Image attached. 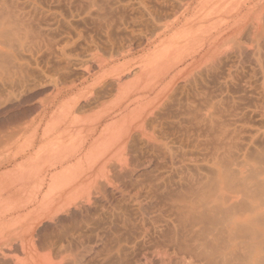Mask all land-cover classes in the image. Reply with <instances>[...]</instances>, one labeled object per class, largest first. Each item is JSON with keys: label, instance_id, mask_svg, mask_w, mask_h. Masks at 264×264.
<instances>
[{"label": "bare ground", "instance_id": "bare-ground-1", "mask_svg": "<svg viewBox=\"0 0 264 264\" xmlns=\"http://www.w3.org/2000/svg\"><path fill=\"white\" fill-rule=\"evenodd\" d=\"M14 1L16 2L13 3L15 7L12 5L13 1L9 3L7 0H0V264H264V123L262 122L263 125L260 126L257 125L258 127L251 125L252 132L248 129L251 133L248 136L246 135L247 138L236 140V143L241 142L238 145L235 144V146L237 145L235 158L232 159V151L229 154L227 149L228 152H223L224 154H220L221 156L214 157L212 164L210 162L208 173L199 172L198 169V173H196L193 170V172L191 171L193 168L189 167L188 164L186 165L189 169L184 165L183 159L176 155L178 152L174 153L176 150H174L171 142L167 141V135L164 137L166 132H163L165 130L163 125L167 118L165 114H154L157 113V109L153 112L155 109L153 107L150 108V110H153H149V106L152 105L153 101L147 106L143 104L144 100L151 97L150 94H153L155 87L153 83L156 82V84L161 85L164 81L167 89L172 84L173 79L175 80L176 74L169 76L168 73H159L163 67L162 63L170 60L172 55L178 54L180 49L185 50L182 52L186 55V51L188 52L193 48L195 41L190 39L192 37V35L190 36V27L195 21L190 22L189 14L187 15L188 19H184L186 21L182 22L185 23L182 24V30L178 28V31L179 29L182 31L184 39L177 41L176 45L173 43L174 47L172 46L175 51L177 50V53L171 51L172 55H169L168 49L172 45L169 43L171 45L168 44L169 47L164 49L165 52L168 50L167 54L161 51L162 55L160 54V57L149 58L147 61L135 63V65H130L125 60L116 62L114 59L110 60L111 58L109 60L93 58L84 60L82 68V63L79 61L81 67L78 66V68L80 67L81 77H83V85L79 86L78 83H71L72 85L69 84L68 86L67 83L63 85L64 81L60 80L61 74L58 70L61 72L62 68H56L57 70L54 68L53 71L47 69L46 71L49 70L50 73L38 68L39 71L37 70V72L40 75L38 78H35L38 75L33 78L35 74L33 73L34 75L32 74L31 77L30 70H26L28 65L25 62L30 59L21 62L22 59L20 60L19 56H16L14 49L27 47L28 55L32 52L28 53V49L32 47L36 48V51L33 49V52L37 53L45 48L48 54L50 49L47 48L56 46H54V43L52 45L51 41L53 40H50L47 34L46 37L42 34L43 31L36 30L37 26H34L35 23L33 24L31 18L36 13V7L27 11L25 9L21 10L25 6L23 8L18 7L19 10L16 7L19 0ZM24 1L29 2V0ZM186 1L185 6L189 0ZM210 1L205 0V4L208 5L206 2ZM224 1L223 4H221L222 0H219V2L209 5L210 10L206 8V14L204 13L205 10L202 12L203 6L199 8L202 16L203 13L204 16L207 15V17L205 16L208 21L206 23H209L207 24L208 27L206 23L205 27L200 25L201 28H210L212 26L210 21L213 25L216 22L215 20L218 22L226 9H228L226 13H230L229 10L235 3L233 0H227L226 7ZM240 1L243 2V4L240 3L242 5L239 8L240 10L237 13L235 12L234 15L232 13L227 14L228 17L231 15L233 18L232 25L230 26L231 23L226 25L231 30L227 39H230V45L233 50L235 49V53L247 52L248 56L244 54L250 59L251 69L253 66L254 73L259 74H256L259 79L256 80L258 82L255 86L258 88H256L258 96L257 100L254 101V111L264 121V0ZM18 4V6L21 5L20 2ZM182 5V8H185L184 4ZM229 5H232L231 8H228ZM178 6H180V3ZM198 10L196 9V13ZM222 10L225 11L221 12ZM200 12L198 11V13ZM218 14H221L219 19ZM194 16L196 17V14ZM191 17H193V14ZM228 17L226 19L222 18V20H228ZM200 18L202 20L203 17L200 16ZM229 18L231 19V17ZM188 20L189 22H187ZM205 20L202 21L205 22ZM247 20L251 21L248 32H245L248 36L250 44L247 43L249 45L244 44L245 41H243ZM220 22L222 21L220 20ZM171 23L170 25H172ZM198 23H201V21ZM222 24H224V20ZM196 28L199 29L198 33L203 31L202 29L200 32L201 28L199 26ZM68 31L70 32V30ZM205 33L202 34L206 36ZM74 37L77 36L67 39L63 37L65 40H62V43L59 42L60 46H57L59 49L56 48L59 55L65 57L66 47L67 45L70 46L69 42L75 40ZM208 38L206 37V40ZM225 38L224 36L223 42H226ZM104 40H107V38ZM110 40L112 41V39ZM212 40L211 43L216 41L212 42ZM190 41H192V44H190ZM218 42H220L219 39ZM216 43L215 45H217ZM226 44L228 45V42ZM202 45H200V48ZM209 45L215 46L210 44V41ZM209 45L207 44V49H211V47H208ZM128 47L125 49H128ZM197 48L196 50H198ZM23 50H19L20 53H18H25L26 51ZM56 51L53 50L52 53ZM41 52L43 51H40L39 54ZM27 55H24V57L26 58ZM31 55L27 57L31 58ZM106 56L108 55L106 54ZM33 57L36 59L34 55ZM64 57L63 59H65ZM7 58L8 62L10 60L7 63L9 66L5 64ZM201 58L199 59L201 60ZM208 58L210 57L208 56ZM219 59L222 58H218L217 61ZM243 59L242 56L241 60ZM236 60L239 61V58ZM32 61L35 62L34 66H38L39 62L36 64L34 59ZM62 62H64L63 66H68L67 63L69 62L65 63L64 60ZM192 62L194 61L190 63ZM195 62L197 61L195 60ZM221 62H223V59ZM24 63L27 65H25L26 67H23ZM182 65L184 66V64ZM183 66L182 68H184ZM207 67L206 64L204 69H210H206ZM183 71L185 72L184 69ZM190 72L188 68V73ZM254 73L252 72L253 75ZM184 76L189 75L184 74L181 78ZM106 78L109 79V82H106L105 86L108 89L103 88L104 92L107 90V96L114 97L108 102L100 101V98H102L100 94L101 87H104V85L102 83V86L97 85L102 79L107 80ZM185 80L182 83L186 86L190 81L186 82L187 80ZM227 80L229 83L231 82L229 78ZM72 81L74 82L73 79ZM222 81L224 82V80ZM193 85L195 86V84ZM230 90L229 92H231ZM38 91L44 94L43 98L36 95ZM167 91L169 90L167 89ZM167 91L166 93H168ZM37 96L39 98H36ZM167 97L170 100L164 104L174 101L172 100V93L170 95L168 93ZM159 105L163 104H158V107ZM92 106L93 108L96 107L93 110L94 112H91ZM85 107L91 108V110L86 108L91 113L85 111ZM160 111L162 112V109ZM238 138H240V135ZM139 144L144 145L150 151L151 156H158L157 158L162 156L163 162L168 164L169 168L173 167L175 172L179 170L176 178H171L169 176L170 172L168 175L167 171L165 173L161 171L162 173L158 172L154 176L146 177L143 172L146 170L147 165L152 162V158L142 160L135 155L128 158L123 157V154L127 151H133L135 148L140 149ZM191 161L193 162V160ZM192 162L190 164L194 163ZM93 204L94 207L98 205L100 211L106 213L107 218L109 217V221H106L109 227L106 226L105 228H109L111 234L106 233L108 230L105 232V235L110 234L106 237L108 242L105 239L107 243L102 240L103 243L100 245H95V243L89 245V240L83 232V228L82 231L79 228L78 230H72V228V231L69 229H67L69 231H64L62 228L61 234L56 229L57 234L60 235L59 238H56V232H53L57 240L53 239L52 235L49 236V233H47L49 235L45 234L44 231L47 232V227L51 226L55 229L50 221L52 215L47 217V214L49 215L54 211L58 213L56 208L67 207H65L67 214L59 217L58 222H60V219L63 222V219L66 218L67 220L66 216H70L75 220L80 219L82 223V209L89 210ZM44 216L50 223L44 222L46 224L44 228H36L35 221ZM87 217L89 216L85 217L84 215V218L88 221ZM84 218L83 220H85ZM91 219H94L93 216ZM100 220L102 222V219ZM58 222H55V224ZM77 222L75 221L73 224ZM81 223L79 222V225ZM60 224L58 223L59 226H61ZM89 225L90 223L87 224L88 227ZM97 225L96 227L99 226ZM104 226L102 225V229ZM91 228H88V230ZM94 229H91V231L93 232ZM100 230L98 231L100 232ZM51 231L53 230H50V233ZM98 231L97 233H99ZM103 231H101V235H103ZM95 234L93 237H95ZM43 235L44 237H42ZM89 235L92 237L91 233ZM95 240L91 239L90 241Z\"/></svg>", "mask_w": 264, "mask_h": 264}, {"label": "rangeland", "instance_id": "rangeland-1", "mask_svg": "<svg viewBox=\"0 0 264 264\" xmlns=\"http://www.w3.org/2000/svg\"><path fill=\"white\" fill-rule=\"evenodd\" d=\"M7 1L9 3L11 1H13L12 5H14L16 3L14 0H7ZM16 1H18V0H16ZM23 1L24 0H22V3H21V0H19L18 2H20L21 5L18 6L19 4L17 2L16 7L17 8L18 7L19 8L20 7L23 8L25 6L23 9H21V10L25 9V11L31 10V9L33 10V8L36 7L35 8L36 9V11H35L36 15L34 14L31 17L33 19V24L35 23L34 26L35 27L37 26L36 30H39L40 32L43 31L42 34L44 36H46V34H47L48 38L50 40H53V41H51L52 45L54 43V46H56V47L52 48V46H51L50 48L49 47L47 48V49H50V51L48 50L49 51L48 54L50 55V53H51V55L53 54L52 56L51 55L49 56L47 54V50H45V48H43V49H41L39 51L37 50L39 53H40V51H43V52H41V54H39L37 52H33L34 51L33 49H35V51H36L35 47H32V48L28 49V53L32 51L28 55H27V50H26L27 47L23 48L24 50L23 49H18V50L14 49V52L16 53V56L17 57L19 56L18 58L20 60L22 59L21 62H24V61H27V59H30L27 62H25V63H27L28 66L24 63L23 67L27 66L26 70L27 69L30 70L29 73H30L31 77L35 74L33 76V78L36 75H38V76H36L35 78L39 77L40 74H39V72H37L38 68L39 69L41 68V70L42 69L45 70L46 73L49 71V70L46 71L47 69H51V71H53L54 68L55 69L56 68L57 69H61L62 68L61 72L58 70V72L62 76V77L60 76V78H61L60 80L62 82L64 81L63 85H66L65 83H67L68 86H69V84L72 85L73 83L74 84L78 83L79 86L83 85V83H82L83 77H81L82 75H81V72H80L79 69L81 67V63H82V68H83L84 60L93 59V58L94 59L97 58V59H101V60L104 58L105 60H109L111 58L110 60L114 59V61H116V62H123L125 60L130 65L131 64L135 65V63L137 64L139 62H145L149 58L150 59H154L156 56L160 57L162 55L160 52L162 51L164 53L165 52V50H164L165 47L168 48L169 45L172 44L170 48H173L174 45L177 44L176 43L177 41H182V38L184 37V35H183L181 30L183 28V25L185 24V23L183 24L182 22L186 21L184 19L190 18V20H191L190 22L193 23L195 21L198 24V25H195L196 23L194 22V24H193L194 26L191 23V25L193 27L190 25L191 26L190 27V32H191L190 36L192 35V37H190V39L192 41L194 40L196 45L193 44V48H191L192 50L190 49L191 51L190 50H188V52L186 51V55L188 53L187 57H186L185 53H183L185 50H181V49H180V51H178V54H176L177 50L175 51L174 48L172 50L169 48L168 50L170 52L168 50H166V52H165V54H167V51H168L169 55L172 52H174V51L176 52L175 53L176 55H172L171 54L172 56L170 57V60L164 61L165 64L162 63L163 67H162V69H160V72H159L160 74L161 73L162 74L163 73H168L169 76H171V75L173 76V75L176 74L175 80L173 79V82H172L173 85L170 84L169 87H167V89L169 91H167V89L165 88V82L164 81H163V83L161 85L159 84L160 86L158 84H156V82H155V83H153V84H155L154 85L155 87H154V90H153V94H150L151 97H148L146 100H144V103H143L144 105L147 106L149 103H151V101H153V103H151L152 105L149 106V110H150V108L153 107V109L155 108L154 110L151 109V110H153V112H155L156 109H157V111H156L157 113H154V114H156V115L157 114H161V113L165 114V117H167V118H166V122L163 125L164 126L163 129H165V130H163V132H166V134L164 133V137H166V135H167V141L171 142V145L173 146L174 150H176V151H174V153L178 152L177 154L176 153L175 154L178 155V157L180 159H183L182 162L184 161L183 163H184V165L186 167H188V165H189V167L193 168V169H191V171L193 170L196 173H198V170H199V172L208 173L209 172L208 169H210V165L213 163L214 157H216L217 155H220V154H224L225 152H228V150H229V154H231L230 152L232 151V154H231V155H233L232 159L235 158L236 157V153L235 152H237V150H236L237 149V145L241 141L238 142V143H236V142L241 140V138H245V139L247 138V136L252 132V130H251L252 126L251 125H254L256 127L257 125L260 126L262 124V122L264 123V121L261 120L262 118H260L258 116V114H256L255 111H254V103H255L254 101L257 100L256 98L258 96V93H257L258 92V90H257L258 88L255 87V86H257L256 82H258V81H256V80L259 79L258 78L259 74L258 73H254L253 66H252V69H251V65L252 64L250 65L251 62H249L250 59L247 57L248 56L247 52L244 51V52H242V54L241 53L240 54L235 53L236 52L235 49L233 50L232 46L230 45V39L229 38H228L229 40L227 39V37L230 34L231 30H230V27L228 26L229 27L228 28L226 25H228V23L229 24L231 23L230 24V26H231L232 25V19H233L232 16L229 15V17H231V19H230L227 16V14H231L232 13L234 15L235 12L237 13L238 10H240L239 8L242 7V5H240V3L242 1H240V0L236 1L235 0L236 1L235 2L233 0V2L235 4H233V6L229 5L230 7L228 6V8H231V6H232V8L235 9V10H233L231 8L229 10L230 13L229 12L226 13V11L228 9H226V11L222 10L221 12L225 11V13L224 14L221 13L223 15L220 14L221 18H220V15L218 14L219 16H217V17H218V19L219 18L220 19H219L218 22H217V20H215L216 22H214V25L210 21V25H212L211 26L212 28L209 25V27H210V28H208L209 30L208 29H204L205 23L208 22L207 18H206L207 15H205L206 16L205 17L204 13L205 14L207 13L206 12L207 9L210 10L209 5L210 6H211V4L213 5L217 1L219 2V0H211L210 2H206L208 5L205 4V0H189L190 3L189 2H188V4L186 3V6H185V2H187L186 0H182V1L181 0H175L177 3L174 0H160V1L159 0H39V1L38 0H29V2L24 1L25 3ZM226 1L227 0L224 1V6L226 4ZM181 2H183V3H181ZM179 3H180V6H178ZM202 3H203V5H202ZM182 4H184L185 8H182L183 7ZM221 4H223V0H222ZM241 4H243V2ZM199 5H200V7H199ZM175 6H177V8H175ZM202 6H203V8H202ZM14 7H15V5H14ZM226 7H227V4H226ZM199 8L203 9L202 12L205 10L204 13H203V16H202V14H201L202 12H200ZM149 9H151V10H149ZM175 9H177V10L181 9V10H178V11L176 10L175 11ZM196 9L197 10L199 9L198 11L200 13H198V11L196 13ZM142 10L145 11V12H143ZM43 11H44V13H43ZM158 11H159V13H158ZM148 13H150L151 16ZM172 13H174V14H172ZM194 13L196 14V17L194 16L195 15ZM163 14H165L164 15L165 17L163 16ZM168 14L169 15L171 14L170 15L171 18H170V16ZM192 14H193V17H191ZM34 16H36V17H34ZM200 16L203 17V18L205 17L204 18V19H206L205 22L202 21V20H204L203 18L201 20ZM162 17H164L165 19L162 18ZM198 17H199V19H198ZM226 17H228L227 18L228 20H225ZM34 18H35V21H34ZM172 18H173V20H172ZM191 18H193L194 20L191 19ZM222 18H225V19H223L224 20V24L226 23L225 25L222 24V22H223ZM139 19H140V21H139ZM220 20L222 22H220ZM199 21H201V23H198ZM247 21H248V23H247ZM247 21L245 22L246 24L243 23L247 27L244 30V33L248 32V26H250L249 23H251L252 19H251L250 22H249V20H247ZM64 22H65V24L67 26L64 24ZM145 22H146V24H145ZM160 22H162V23H160ZM187 22H189V20ZM203 22H204V25H203ZM170 23L173 26L170 25ZM207 24H209V23H206V26H207ZM219 24H220V26H219ZM200 25L204 26V27L201 28ZM40 26H42V27H40ZM166 26H169V27L164 28ZM198 26L201 28L200 32L203 29V31L201 33H198L199 29L197 30V28H196ZM224 26L226 27L227 30L225 29ZM158 27H160V28H158ZM221 27H223V28H221ZM178 28L181 29V30L179 29V31H181L182 34L179 33ZM217 28H218V30H217ZM137 29H138V31H137ZM215 29L217 30V32H216ZM222 29H224L226 31H224V30L221 31ZM68 30H70V32ZM204 30H206V31H204ZM214 30H215V32H213ZM63 32H65V33H63ZM210 32H211V34H210ZM202 33L203 34L205 33L206 36H204ZM180 34H181L182 37L180 36V38H179ZM194 34L195 35L197 34V35L195 36ZM198 34H201L202 36L198 35ZM214 34H216V35H214ZM66 35L68 36L67 38H70V37L73 38V36H77V37L76 38L74 37L75 40L73 39L75 42L71 41V42L68 43V44H70V46L67 45L68 48L66 47V51H65L66 53L65 54L66 55L68 53L69 54L67 56L64 54L65 57L64 56L63 57L65 59H63L62 55H59V53L56 51L57 50L56 48L59 49V47H57V46L59 45V42L62 43V40L63 41L65 40L64 38H66ZM217 36H218V38H217ZM224 36L226 37L225 38L226 42L225 41L223 42ZM51 37H52V39H51ZM206 37H209V38L206 40ZM242 37H243V35H242ZM106 38H107V40H104ZM175 38H177L178 40L177 39L174 40ZM59 39H61V40H59ZM110 39H112V41ZM197 39H198V41H197ZM200 39H203L202 41L204 43ZM212 39H214L216 41H214ZM218 39H219L220 42H218ZM243 39H244L243 41H245L244 44L247 43V42L249 43L247 33H245V36H244ZM172 40H174V41H172ZM211 40H212V42L213 41L214 42L211 43ZM192 41H190L191 42L190 44H192ZM209 41H210V44H213V46L215 45V42H217L216 43L217 45L214 46L215 48L212 47V45L211 46L209 45ZM57 42H58V44H56ZM227 42H228V45L226 44ZM169 43H171V44H169ZM173 43H174V45H173ZM219 43H221V44H219ZM248 43L246 45L250 44V43L249 44ZM207 44L209 45L208 47H211L212 50L210 48L207 49ZM218 44H219V46H218ZM71 45H72V48H71ZM128 45H129V47H128ZM200 45H202L201 48H200ZM127 47H128V49H125ZM196 48L198 50H196ZM83 49H85V50H83ZM215 49H216V51H214ZM19 50L20 51L23 50V51H26V52L25 53L21 52L22 54H19L20 53ZM53 50L58 53L57 54L55 52L57 56L55 55V53H52ZM111 50H113V51H111ZM205 50H206V53H205ZM44 51H46V52H44ZM196 52H198V53H196ZM214 52H215V54H214ZM210 53H211V56H210ZM217 53H218V55H216ZM233 53H235V54H233ZM23 54L27 55L28 57H29V55L33 54L36 57V59L33 57V55H31L32 57L30 56L31 58H28L27 56L25 58ZM106 54L108 56H106ZM180 54L182 56H179ZM203 54H205L207 57L205 55H203ZM212 54H213V56H212ZM41 55H44V56H41ZM47 55H48V58L50 57L49 59L47 58ZM58 55H59V57L61 59L58 57ZM74 55H76V56H74ZM68 56H69V58H68L69 60L67 59ZM202 56L206 57V58H203ZM208 56L210 58H208ZM232 56H235L236 58L232 57ZM242 56L244 58L243 60H241ZM178 57H179L180 61H179ZM191 57L193 58V60H192ZM194 57H196L195 60L198 63L195 62ZM237 57L239 58V61L236 60V59H238ZM23 58H25L26 60L23 59ZM32 58L36 61V64L39 62V64H37L39 67L36 66V65L35 66L33 65V64H35V62L32 61L33 60ZM45 58H47V59H45ZM78 58H80V59H78ZM190 58H191V60H189ZM199 58H201V60ZM218 58H222L223 62H221L222 59H219L218 60L219 62H218L217 61ZM62 59L65 61V63L69 62V63H67L68 64L67 67L63 66L64 62H62L63 61ZM75 59H76V61L74 62ZM6 61L7 62L5 64L9 66V64H7V63H9L10 60L8 62V58H7ZM191 61H194V62L190 63ZM214 61H216V62H214ZM166 62H168V63H166ZM211 62H213V63H211ZM214 63H216V64L214 65ZM218 63H219V65H218ZM173 64H174V66H173ZM182 64H184V66ZM206 64L208 66L206 69H208V68H210V69H208V70L204 69L206 67ZM210 64H212V65H210ZM189 65H190V67H188ZM213 65L216 66L217 68L214 67ZM229 65H231V66H229ZM233 65H236V66H233ZM78 66H80V67L78 68ZM182 66L184 68H182ZM28 67H30V68H28ZM176 67H177V69H176ZM228 67H229V69H227ZM181 68H182V71H181ZM188 68L191 71L190 73H188ZM183 69L185 70V72L189 76H184V77L181 78L182 75H184V74L187 75L183 71ZM186 69H187V71H186ZM215 69H217V70H215ZM221 69H223V70H221ZM230 69H231V71H230ZM235 70H236V72H235ZM51 71H49L48 73H50ZM172 71H174V72L172 73ZM178 72H180V73H178ZM181 72L184 73V74H182ZM252 72L254 73V75L252 74ZM230 73H231V75H230ZM151 74H152V72H151ZM234 74H235V76H234ZM256 74H258V75H256ZM232 75H233V77H232ZM185 77H186L187 81L185 80ZM225 77H226V79H225ZM227 78H229V81L231 80L230 83L228 82ZM63 79H65V80L67 79V81H65ZM72 79L74 80V82L72 81ZM77 80H79V81L77 82ZM184 80L186 82H188V80H189L190 82H188L187 84L185 83L186 84V86H185L182 83V81H184ZM222 80H224V82ZM233 80H234V82H233ZM174 81H175V83H174ZM79 82L82 83V84H80ZM106 82L108 83L109 79H107V80H103L102 79V81H99V83L97 84V85L100 84V86H102V84L104 85V87L103 86L101 87V92H100V94L102 95V98H100L101 99L100 101H104V102H108L109 100L111 101V99L114 98V97L112 98V96H109V95L107 96V93H106L107 90H105L106 92H104V89L106 87L105 86ZM50 84H52V83H50ZM193 84H195V86ZM182 87H184V88L181 89ZM225 87H227V88H225ZM173 88L174 89L176 88L174 93H173V90H174ZM228 88H230L231 90L230 89L229 90L231 92H233V93L229 92ZM106 89H108V87H106ZM179 89H181V90H179ZM166 91L169 93V95L172 93V100H174V101L169 102L168 104H164L168 100H170L167 97L168 93H166ZM39 92L40 91H38L37 92L38 94L36 93V95H39L40 97L43 98L44 94L41 93V92L39 93ZM235 93H237V94H235ZM255 93H257V94L255 95ZM199 94H201V95H199ZM231 94H233V95H231ZM36 98H39V97L37 96ZM232 98H234L235 100H233ZM236 98H237V100H236ZM159 101H162L163 103L159 102ZM216 101L219 102L220 104H218ZM252 101H253V103H252ZM210 103H212L214 107L211 106L212 104H210ZM158 104H163L164 106L163 105H159V107H158ZM251 104H253V105H251ZM86 108L87 107H85L84 110L88 111V113L94 112L93 111L94 108L96 109V107L93 108V106L91 107L92 110H91V108L90 109L87 108V109L91 110V112H90ZM161 109H162V112L160 111ZM251 115H253V116H251ZM247 124H249V126H247ZM242 125H244V126H242ZM254 126H253V128H255ZM246 127H247V129H246ZM248 129L251 130V132ZM239 135H240V138H238ZM241 135H243V136H241ZM235 144H237V145L235 146ZM139 146L141 147L140 149L139 148H135V150H133V151H131V150L127 151V153L123 154V157L128 158V157H131V156L135 155V156L141 158L142 160L152 158L151 159L152 162L150 163L152 166L150 164H149L150 166L146 164L147 165L146 170H145L146 172L145 171L143 172L145 174L144 176L151 177V175L154 176V175L158 174V172L165 173V171H167L168 175H169V172H170L169 176L171 178H176V174L179 172V170H177L178 172H175L173 167L169 168L168 167L169 165L165 164L163 162L162 156H160L159 158H157L158 156L157 157H153V156H151V154H149L150 151H148V149H146L144 145L139 144ZM182 150H184L185 152L184 151L182 152ZM180 155H182V156H180ZM231 155H230V157H231ZM178 157H177V159H178ZM188 157H190L189 159L193 160L194 163L196 162L197 165H196V163H195V165H193L194 163L191 160H189ZM184 158L188 159V160L186 161ZM155 161L156 162L158 161V162L156 163ZM191 162L193 164H190ZM210 162H211V164H210ZM186 164H188V165H186ZM165 165L166 166L168 165V166L166 167ZM197 166H198V168H197ZM189 167H188V169H189ZM147 168H149V169L147 170ZM183 171H184V169H183ZM174 172H175V174H174ZM91 206H90L91 208L89 210L82 209L83 210L82 211V217L84 218V215H85V217L89 216V217H87L88 221L84 218L87 221V223L85 222V220H83V218H82V223H81L80 219H76L75 220V218L72 219V217L70 218V216H66L67 220L65 218V219H63V222H61L62 219H60V222H61V224H60V222H58L59 220H57V219L59 217L63 216V215L65 216L67 214V209H66L67 207L66 206H62V207L56 208L58 210V213H57V211H54V212L57 215L53 214L54 212L53 213L52 212L49 213V215L47 214V217L52 215L51 216L52 218L51 219L49 218V219H50L51 223H53V227L55 229H53L51 226H49V227H51V229H49V227H47L48 228L47 232L44 229L45 230L44 231L45 234L46 235L50 234L49 236L52 235V237H54L53 239H56V238L60 237V235H58L57 232L59 231V234H61L60 232L62 231L61 230L62 228L64 229V231H69L72 228H73L72 230H78V228L81 230L83 228L82 230L87 235V239L89 240V241L87 240L89 242V245H91V244L94 245L93 243H95V245H97V244L100 245V244L103 243L102 240L105 241V239H107V242H108V238H106V237H108L111 234V230L109 231L108 230L109 228H105V227L106 226L109 227L108 223H106V221H109V217L107 218L108 215L106 213L100 211L98 205L97 206L95 205V207H94V204H93ZM96 209H98V210H96ZM94 211H96L98 213H95ZM99 211H100V213H99ZM61 213H63V214H61ZM83 213H86V214H83ZM93 213H94V215H93ZM98 214H99V216H98ZM45 216L43 217L44 219L41 217V219L39 218L40 220L35 221V227L36 228H44V226L46 225V224H44V222L45 223L46 222L50 223V221ZM92 216H93V218L96 221H98L97 223H98L99 226L96 224V221L94 219H91ZM94 216L95 217L97 216L98 218L96 217L97 218L96 219ZM53 217H54V219H53ZM68 217H69V219H68ZM105 218H107V219H105ZM52 219L55 220V221L53 222ZM100 219H102V222H100L101 221ZM68 220H70V221H68ZM72 220H74V221H72ZM90 220H92V221H90ZM93 220H94V222H93ZM75 221L76 222L78 221L77 222L78 224L77 223L73 224V222H75ZM55 222H58L61 226H59L58 223L55 224ZM79 222L81 223L80 225H79ZM89 223H90V225L88 227L87 224H89ZM99 223H101V224H99ZM62 225H63V227H62ZM96 225L98 227H100V228L98 229V227H96ZM102 225L103 226L105 225L104 226L105 229L104 228L102 229ZM69 226H72V227L70 228ZM88 228H91V229L95 228L94 229L95 232L93 231L94 232L93 233L91 231V229L88 230ZM56 229H57V232H56ZM67 229H69V230H67ZM50 230H53V231H51V233H50ZM98 230H100V232ZM97 231L99 233H97ZM101 231L104 232L103 235H101L102 234ZM44 232L42 231V234ZM53 232H56V235H57L56 238H55L56 235H55V233L53 234ZM87 232H88V234L91 233L92 237L90 235L88 236ZM105 232L106 233H110V234L105 235L106 234ZM47 233H49V234H47ZM94 234H95V237H93ZM44 235L42 237H44ZM99 235H101V236L99 237ZM104 235H105V237H104ZM90 238L92 240H95V239L98 240V241L95 240L98 243H96L95 241H90L91 240ZM93 238H95V239H93ZM99 239H101V240H99ZM107 242L105 241L104 243H107Z\"/></svg>", "mask_w": 264, "mask_h": 264}]
</instances>
